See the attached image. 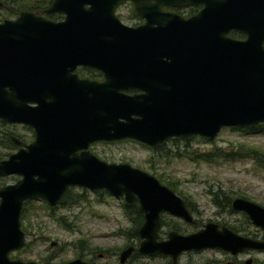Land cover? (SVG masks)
I'll return each instance as SVG.
<instances>
[{
    "label": "water",
    "instance_id": "water-1",
    "mask_svg": "<svg viewBox=\"0 0 264 264\" xmlns=\"http://www.w3.org/2000/svg\"><path fill=\"white\" fill-rule=\"evenodd\" d=\"M150 1L52 0L43 13L60 14V21L22 11L0 23V122L33 131L28 144L9 136L17 149L0 160V177H18L0 186V264H51L22 262L9 253L25 245L23 203L54 207L71 187L136 204L141 254L174 260L192 250L264 251V241L211 222L157 241L161 214L194 225L183 199L152 175L105 163L88 150L94 143L154 148L170 139H213L222 128L264 123V0H152L155 10L202 6L188 19L166 14L155 29L148 23L125 27L114 15L128 2L143 18ZM231 30L245 39L228 38ZM79 66L100 72L103 80L77 79ZM229 208L264 234L263 207L236 197ZM131 250L119 253V264Z\"/></svg>",
    "mask_w": 264,
    "mask_h": 264
},
{
    "label": "rangeland",
    "instance_id": "rangeland-1",
    "mask_svg": "<svg viewBox=\"0 0 264 264\" xmlns=\"http://www.w3.org/2000/svg\"><path fill=\"white\" fill-rule=\"evenodd\" d=\"M24 1L30 4L33 0ZM13 18L14 16L6 15L4 10L0 9V22ZM8 133H14L17 137L22 136L26 142L30 140L28 132L21 126L0 124V143L4 135L7 137L10 135ZM249 148L256 151L257 158L253 154V157L246 155L249 154ZM88 150L105 163L127 164L160 178L162 182L171 184L174 193L191 205L193 212L190 214L195 224L188 225L178 218L161 214L160 221H163V225L158 231L160 237H165L169 230L187 234L200 229L207 222L237 228L242 236L262 234L252 225L243 224L239 215L219 210L211 200L213 193L220 191L226 197H241L264 208V168L255 160H261L259 153L264 154V132L255 130L243 133L222 128L209 142L199 137L188 141L167 140L164 143V150L170 155L166 157L134 141L95 143L89 146ZM15 151V148L8 150L0 144L2 155L0 160ZM175 152L178 156L172 155ZM199 153H216L221 158L206 162L190 157ZM231 154L244 156L231 160L223 158ZM17 178L16 175L0 177V186L12 184ZM71 193L83 194L86 202L71 208L57 205L51 211L53 218L48 216V211L39 209L40 202L29 205L20 223V229L25 236V246L18 251L10 252L9 258L22 262H49L50 241L67 243L82 238L90 244L89 249H94L95 257L98 253L103 255L102 258L96 257L97 264H118L113 253L122 249L126 238L132 237L130 234L128 236L117 234L129 229L128 220L123 215L122 199L114 198L107 193L96 195V192L79 187H72ZM59 216L66 217V223L72 228L71 231H67L62 224L55 221ZM57 253L58 261H67L76 256L74 249ZM204 256L205 259H210V253H204Z\"/></svg>",
    "mask_w": 264,
    "mask_h": 264
},
{
    "label": "flooded vegetation",
    "instance_id": "flooded-vegetation-1",
    "mask_svg": "<svg viewBox=\"0 0 264 264\" xmlns=\"http://www.w3.org/2000/svg\"><path fill=\"white\" fill-rule=\"evenodd\" d=\"M152 4H153V1L151 0L149 2L147 13L144 14L145 16L143 18H140L135 14L132 5L128 2H123L119 4L114 10V15L117 18V20L125 27L137 28L140 26L147 25L148 23L150 25V28L155 29L157 27V23H160L162 19L164 20L166 14L177 16L182 19H188L190 17L195 16L202 9L201 5H178V6L169 7V8L158 7V10H155L154 8L153 9L151 8ZM43 11L41 12V14L32 13V12L31 13L37 16H41L46 20H51L53 22L62 20V15L60 14H50L49 15V14H44ZM17 15L14 16L13 19H3V20H14L17 17ZM152 29H150L149 31H151ZM155 33H157V31H155ZM227 37L233 40H238V41H243L245 39V35L242 32L234 31V30L229 31L227 34ZM262 46L264 48V42ZM73 74L79 80H88V81H94V82H101L103 80L100 72L94 69H91V68H87V67H81V66L76 67L73 71ZM132 93L133 92H128V94H132ZM30 106L34 107L35 105L30 104ZM0 124L8 125L11 127L21 126L23 129H25V131L28 132V135L30 136V140L28 142L24 141L22 136L17 137L14 133H9L10 134L9 136L15 137L17 140H19L23 144H28L33 139V131L29 127H26L21 124H7V123H2V122H0ZM14 148L17 149L16 146H14ZM228 207H229V204H228ZM222 211L226 212L225 210H222ZM230 214L239 215L242 219L243 224H246V225L249 224L248 221H247L248 223L246 222L247 219L244 213L242 212L233 213L232 212ZM160 227H161V221H160ZM226 228L240 235L237 228L230 227V226ZM132 231H133L132 229H127L125 230V232L121 231L117 234H119L120 236H125V235H129L130 233H133ZM136 231L137 229L135 230V232ZM170 231H175V230H169L166 232V234ZM166 234H165V237H160L158 234L157 241L165 240ZM245 237L253 238L259 241H264V235L262 234H252L251 236L247 235ZM125 241H124L125 243L122 249L119 251L116 250V252L113 253L114 258L117 259V263H118L119 253L126 248H131L132 250L123 264H198V263H201V264H264V251L247 250V251L231 254L227 251H223L220 249H202V250H192V251L181 252L174 258V260H172L170 256L159 254V253H150V254L139 253L138 245H139L140 240L137 237V234H136V237H129L128 239L126 238ZM89 246L90 244L88 243V241L87 240L85 241V239H82V238L81 239L77 238L74 241H70L67 243H60L57 240L50 241L49 242V262L48 263L63 264L65 262L79 259L87 264H97L96 257L102 258L103 255L101 253H98L96 254V257H95V253L93 251L94 249L93 248L89 249ZM67 249H74L76 252V256L74 255L73 258L67 261H58L57 252H64ZM207 252L210 253V256H209L210 259H205L206 257L204 256V253H207Z\"/></svg>",
    "mask_w": 264,
    "mask_h": 264
},
{
    "label": "trees",
    "instance_id": "trees-1",
    "mask_svg": "<svg viewBox=\"0 0 264 264\" xmlns=\"http://www.w3.org/2000/svg\"><path fill=\"white\" fill-rule=\"evenodd\" d=\"M51 1L52 0H33L32 3L28 4L29 2L28 1L25 2L24 0H0V9H3L5 14L8 16H16L19 12H22V11H30L32 13L41 14V12L44 9H46V7L50 4ZM263 126H264L263 124H260V125L253 126V127H232L230 129L232 131L234 130V131L243 132V133H247V132L249 133V132H253L255 130L259 131V132H264ZM191 138L193 139L196 137H185V138H178V139H170V141H172V142L177 141V140L188 141ZM200 139L205 141V142H209L211 140V139H203V138H200ZM164 143H161V144L155 146L154 148H150V149L153 152H159L162 156L166 157L170 154L168 153V151L164 150ZM0 144L5 149H8V150H11L14 148V146L10 142L7 135H4L3 141ZM248 151H249V154H246L247 156L253 157V155H255L257 158V154L255 153L256 152L255 150L253 151V149L249 148ZM172 155L178 156V153L175 152ZM1 156L2 155L0 154V159H1ZM4 156H6V154L3 155V157ZM243 156L244 155L235 156V155L231 154V155H225L223 158H227L228 160H231L232 158H240ZM258 156L261 158V160H257V159H255V160L257 161V164L259 166H263V168H264V154L259 153ZM190 157L193 159L195 158V159L206 161V162L212 161L213 159H216V158H221L216 153L192 154V155H190ZM156 179L159 183H163V185H165L167 188H169L170 190L173 191L174 188L172 187L171 184L162 182L160 180V178L156 177ZM71 190H72V187L66 190L65 194L63 195V197L61 198V200L57 204L59 207L71 208L72 206H74L76 204H81V203L86 202V198L84 197L83 194H77V193L73 194V193H71ZM102 193H106V192L97 191L96 195H101ZM212 196H213V199L211 200V202L214 206H216V208H218L219 210H225L227 213L233 212L228 207V204H229L230 200L232 199V197L231 198L226 197L225 194L220 192V191L214 192ZM183 201L185 202V205H186L188 211L190 213L193 212L191 205L188 202H186L184 199H183ZM34 202H39V201H26L25 203H23L21 211H20V215H19L20 223L23 220V215H24L25 211H27L29 205H31ZM39 205L41 206V207H39V209L43 208L45 211H48V216L53 218L51 211L56 208L55 206L49 207L45 202H40ZM122 210H123V215H124L125 219L128 220L129 229L133 230L132 231L133 233H130V235L132 237H136L135 230L142 223V214L138 211L136 204L126 205L122 202ZM233 213H235V212H233ZM55 221L62 224L65 229H67L69 231L72 230L70 225H68L66 223V217H64V216L56 217ZM246 222H247V220H246ZM162 225H163V221H161V226ZM238 232H239V230H238Z\"/></svg>",
    "mask_w": 264,
    "mask_h": 264
}]
</instances>
